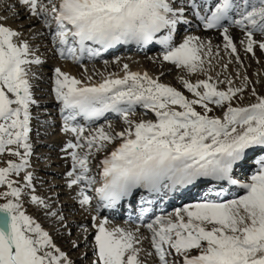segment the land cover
Listing matches in <instances>:
<instances>
[{"label":"snow or ice","instance_id":"6c2138e0","mask_svg":"<svg viewBox=\"0 0 264 264\" xmlns=\"http://www.w3.org/2000/svg\"><path fill=\"white\" fill-rule=\"evenodd\" d=\"M20 3L53 30L62 57L78 61V51L94 57L101 49L117 45L155 42L164 46V61L189 73L206 71L205 56L211 62V43L198 36L189 35L178 46L173 44V30L185 13L176 0H49L51 7L41 0ZM189 6L205 29H222L225 49L237 52L224 26L230 21L247 30V52L254 53L255 46L264 50V40L254 39V32L264 33V0H190ZM165 30L167 35H159ZM20 35L0 24V154L20 158L19 163L10 160L0 167V186L8 189L0 193L6 200L0 204V264H71L49 233L22 211L23 189L11 179L29 164L30 106L35 103L30 66L42 63L30 44L19 40ZM97 45L100 47H94ZM123 71L122 77L109 74L91 84L55 69V96L69 113L64 117V131L76 137L75 143L69 141L66 146L72 150L69 187L94 183L88 175L92 150L100 151L116 141L118 147L101 162L104 183L98 189L100 199L109 206L141 188L176 192L202 180L238 186L243 194L236 198L220 199V183L216 199L182 207L174 218L157 216L147 224L151 244L160 264H169L168 256L173 253L183 264H264V156L256 161L258 167L246 181L236 179L234 173L247 162L250 150L264 149V96L247 106H233L243 88H234L228 81L227 90H220L219 81L213 83L209 76L196 83L182 79L195 97L189 99L146 72L131 71L128 64ZM210 104L227 106L223 118L208 115ZM197 105L203 113L197 111ZM137 106L151 110L155 120L131 119ZM108 112L119 114L127 127L113 132L108 125V130L99 127L85 136V128L72 123L77 116L91 122ZM85 148L82 155L79 149ZM25 179L30 187L31 173ZM79 196L82 206L91 203L84 189ZM31 199L45 204L39 196ZM108 224L105 220L98 226L94 264H144L138 229L110 228Z\"/></svg>","mask_w":264,"mask_h":264},{"label":"rangeland","instance_id":"374dc122","mask_svg":"<svg viewBox=\"0 0 264 264\" xmlns=\"http://www.w3.org/2000/svg\"><path fill=\"white\" fill-rule=\"evenodd\" d=\"M2 2L4 1H1L0 3ZM42 3L49 4V0H43ZM0 7L6 8L5 6ZM49 7H51L50 4ZM1 8L0 13L2 12ZM27 12L28 11H26L25 13L27 14ZM3 15L4 14L0 15V17L5 20L8 19V15L12 16L13 14L9 10L7 11V14H5L4 16ZM30 17L31 14L25 16V18H23L20 22L24 23ZM39 20L42 21V23H39L41 27L46 26L42 18H40ZM8 22L10 23L11 21H6L5 23L12 28L15 23L14 20L10 24H8ZM16 29H18L19 31L21 30L20 28ZM232 29L235 28L232 27ZM236 29L238 31H241L240 28ZM37 30L38 28H36V32L34 33H37ZM25 31L26 30H21L19 40L27 41L32 48L34 56H38L42 61L41 64H34L30 66V76H33V78L30 80V82H33V99L35 103L51 100L55 97V69L58 68V65L55 64V61H58L57 58L52 57V54L50 53L51 49L55 47L53 46L54 42L49 41V48L48 46L40 47L41 43H39V45L36 40L30 39V37H32L31 34L34 30L30 29L27 30L28 32ZM189 35L198 36L200 40L204 41L205 43H211L212 56L210 58V64L207 63L209 57L205 56V65L208 71L206 70L203 72L189 73L186 69L178 67L179 69L183 70H178V72H171V70H169V72L164 74L163 78L160 79L161 74L165 70L162 67L161 62H167L163 60L164 53H161L162 58L159 59L158 53L153 52L149 54V56H141L134 54L133 52L127 51L121 52L109 59L94 62L89 66L87 65L92 72H88L87 68L84 67V65L75 66L76 70L79 72L78 79L88 83H93V81L99 82L101 81V78L103 79L109 74H115L117 76L118 74L122 73L123 65L128 64L130 70L140 68L141 71V67L144 66L145 72L147 74L149 73L148 75L153 78L159 77V79L161 80L160 83H164L169 86L174 85L173 82L175 84L182 82V79H187L192 83H196L199 80H205L209 76H211V82L216 83L219 81V83H217V87L219 89L221 88V90H227V88L229 87L228 81H231L232 87L243 88V91L238 93L236 98L233 100V106H247L249 104L255 103L258 96H264V50L255 46L254 50H257L256 53L247 52L246 40H244L247 38L245 37L244 39L242 38V41L244 40L243 42L245 43L240 42L241 39H238L236 41L233 40L235 41L234 43L236 44L237 52L232 53L230 49L220 47V44H218L220 43V34L215 35L212 38V36H209L207 34H202L204 35L202 36L200 30H191L188 32H183L181 36L175 40V45L178 46ZM207 36H209L210 38ZM52 37L53 34L51 35V40ZM254 39H256L257 41L264 40V33H256V36L254 34ZM215 40H217L218 42H215ZM117 60H119V63L116 62ZM46 61L50 62V66H43ZM61 62L66 63L62 59ZM225 65H227V67H225ZM217 69L221 71L219 74ZM170 83H172V85ZM173 87L176 88L175 86ZM51 90L53 93L51 92ZM180 91L182 90L180 89ZM253 92H255V95L253 94ZM190 94H187L185 96L189 99H194L195 97H192L193 94ZM209 107L212 108V111L209 113L210 116L223 118V114L226 111L227 106L225 105L224 107L218 108L217 105L212 104V106ZM196 108L197 111L203 113L204 110L199 105H197ZM36 109V112L34 110L33 114L31 115L34 124L30 129H35L34 132H36H33L32 134L34 141L30 142L33 149L31 155L28 157L29 164L24 171H22L19 175H14L13 177V180L16 181L18 186L23 189L22 195L20 197L22 211H24L26 215L30 216L33 220L40 224L41 227L49 233L53 240V243L66 254L68 260L71 261V264H92L93 259H96L94 254H89L86 258L83 257H85L88 250L92 251V249H94L92 244L94 239L92 238L94 237V233L97 230V223L95 222V224H93L90 222L93 217L92 214L94 213V209L89 205L82 206L78 204L77 207L73 206L72 209L71 207H69V210L66 206H70V204H77L76 196L74 194L77 187H66V185L69 183V180L71 179L70 177H68L67 173L72 170V158L69 155L71 149H67L66 146L68 142L72 139L65 136L64 132H62L60 127L56 125L54 126V122L57 121L56 116L54 114H51L54 113V108L45 107ZM131 119L135 121L155 120L154 118L149 117L147 112H134L131 116ZM108 125H111V130L113 132L123 131L127 127L123 119L119 118L114 122H109L108 124L103 123L98 125L97 127L94 126L90 128L91 130L89 129V132L87 134H93L94 130L99 127H104L108 130ZM87 134L86 136H89ZM41 143H45L47 146L45 145V147H38V145H40ZM115 145L118 146L119 141H116L114 144L107 145V147L100 151H96L95 149H93L91 155L89 156V167H94V169L90 170H95L97 167L96 164L101 161V157L111 151V149ZM19 151L23 152L22 149H19ZM79 151L83 155L84 153H86L87 149H79ZM7 155L8 152L0 154V166L6 167L7 162L10 160L15 161L17 163L20 162L19 157H17V159L12 160L7 157ZM255 170L256 168H254V171ZM28 173H31L32 175V183L30 187L27 186V180L25 179V176ZM55 173H59L60 175H56ZM62 173L65 174L61 176ZM243 181L246 180L243 179ZM0 188L4 189V191L0 193L8 191L7 186H0ZM57 188L64 189V192L61 191L64 194H62V196H59L58 198V194L56 192ZM70 188H73V194ZM50 190L52 191V193L47 194L50 192ZM33 195L39 196L41 199L44 200L45 204L41 205L34 203L31 199ZM5 202L6 200L2 196H0V204H3ZM45 205H47V207ZM27 207H29V209L40 207L41 213L39 212V214H36L34 212L33 214L29 212V209ZM64 208L65 210H62ZM66 209H68L69 211ZM53 212L56 213L55 216L49 214ZM42 216L44 217V219L40 222L37 218H41ZM80 217L85 218L84 222L86 221L85 223L83 222V226H80L81 228L79 227V229L75 230L67 228L66 230H64V232H59L58 228H60V226L71 224L75 219H78ZM60 218H65L62 223L58 220ZM137 235L142 238L140 243L141 245L138 246L142 249L140 253L141 260L144 262V264H154L153 247L152 245L151 247H149L150 243L145 244L146 238L151 235L148 236L143 234L142 232L137 233ZM87 239L89 240V244H87V242L85 243ZM144 244L146 246L142 247L144 246ZM169 258H173L178 261V264H181V257L179 258L173 254L169 255Z\"/></svg>","mask_w":264,"mask_h":264},{"label":"bare ground","instance_id":"6f19581e","mask_svg":"<svg viewBox=\"0 0 264 264\" xmlns=\"http://www.w3.org/2000/svg\"><path fill=\"white\" fill-rule=\"evenodd\" d=\"M0 1H2V0H0ZM4 2H2V3H0L1 5L0 6H5L6 8H1V10H2V12L0 13V15H2V14H7V11H11V13L13 14L12 16L11 15H8V19H2L1 17H0V24H6L5 22L6 21H13L14 20V25L12 26V28L14 29V30H16L17 32H21V30H26L25 32H28L27 30H30V29H32V30H34L33 31V33L31 34V36L32 37H30V39H33V40H36L37 41V43L39 44V43H41V45H40V47H45V46H48L49 45V41H51V34H52V32H53V30L52 29H50V28H48L47 26H43V27H41L40 25H39V23H42V21L41 20H39L40 18L39 17H34V16H32L31 15V17L26 21V22H24V23H21L20 21H22V19L23 18H25V16H27V15H30V11H29V9H28V7L26 6V7H24L25 5H23L22 3H20V0H3ZM210 1H215V0H210ZM196 2L197 3H202L203 2V0H196ZM186 7V9L188 10H190L191 8H189L190 6H189V3L185 6ZM26 11H28L27 12V14L25 13ZM3 15V16H4ZM7 16V15H6ZM11 19V20H10ZM10 22V23H11ZM9 22H8V24H10ZM226 23H229V22H226ZM7 25V24H6ZM233 25V24H232ZM8 26V25H7ZM178 28L179 29H181V28H183L184 26H186L185 25V22L184 21H180V23H178ZM235 27H238V26H236V25H234ZM16 28H20L21 30L19 31L18 29H16ZM36 28H38V30H37V33H34V32H36ZM195 28H200L199 27V25H197V24H195ZM240 28V27H239ZM238 28V29H239ZM54 29V28H53ZM202 31H203V34H207V35H209V36H212V38H213V36H215V35H219V36H221L220 38H219V36H218V38H219V41H220V43H218V44H220V47H224V44H225V41H224V38H223V31H220V32H218V33H213V32H205L206 30H204L202 27L200 28ZM235 30H237L236 28H235ZM235 30H231V29H229V35L231 36V38H232V40H240L241 39V41L240 42H242V38L244 39L245 37L247 38V35H246V29H242L241 28V31H235ZM256 33H260V32H254V34H255V36H256ZM202 35V34H201ZM202 36H204V35H202ZM209 36H207V37H209ZM205 37H206V35H205ZM210 38V37H209ZM237 38V39H236ZM244 40H247V39H244ZM243 40V41H244ZM217 40H215V42H216ZM235 41H233V42H235ZM218 42V41H217ZM213 43V42H212ZM58 46H60V45H58ZM57 47V46H56ZM48 48H49V46H48ZM52 48V47H51ZM153 48V47H152ZM257 48H259L258 46H257ZM148 50V49H147ZM259 50V49H258ZM257 52V50H254V53H256ZM51 54H52V57H55V56H57V58H62V56L60 55V52H59V50L57 51V50H52L51 49V52H50ZM143 53L144 54H146V53H149V50L148 51H146V53L143 51ZM158 58L159 59H161L162 57H160V56H158ZM55 64H57L58 65V68L61 70V71H63V72H66V73H68L69 75H71V76H74V77H76L77 79H78V77H79V72L76 70V65H73L72 63H61L60 61H55ZM123 65V64H122ZM161 65H162V67L165 69L164 71H163V73L161 74V77H160V79H162L163 78V76H164V74H166L167 72H169V70H171V72H174V71H177L178 72V70H183V69H179L176 65H174V64H172V63H170V62H161ZM43 66H50V62H48V61H46L45 63H44V65ZM89 66V65H88ZM87 65H84V67H86L87 68V71L88 72H90L91 70H90V68L88 67ZM89 68V69H88ZM81 69V68H80ZM205 69L208 71V69L206 68V65H205ZM81 71V70H80ZM83 71V70H82ZM131 71H137V72H141V73H145V68H144V66H142L141 67V71H140V68L139 69H135V70H131ZM217 71H218V74L221 72L219 69H217ZM92 72V71H91ZM170 72V73H171ZM169 73V74H170ZM183 73V72H182ZM149 74V73H148ZM124 75V71H122V73H120V74H118L117 76H120V77H122ZM150 76V75H149ZM105 78H106V76H105ZM153 78V77H152ZM104 79V78H103ZM102 78H101V81L103 80ZM154 79H158L159 80V82H161V80L159 79V77H155ZM50 81H51V79H50ZM101 81H99V82H101ZM98 81H93V83H91V84H95V83H99ZM33 82H31V84H32ZM85 83H88V82H85ZM181 83V84H180ZM171 85H172V83H170ZM173 84L174 85H172L171 87H173V86H175L176 87V89L178 90V91H180V89L182 90V91H180V92H182L184 95H189L190 94V92H188V90L185 88V86H184V84H183V82H179V83H174L173 82ZM220 90H221V88H220ZM53 93V92H52ZM190 95H192V94H190ZM192 97H194V96H192ZM195 99V98H194ZM55 102V101H54ZM53 104L54 103H52V102H47L46 104H43L42 105V107L43 108H45V107H52L53 106ZM31 107V106H30ZM218 108L220 107V106H217ZM31 110H34L33 108L31 109ZM37 110V109H36ZM36 110H35V112H36ZM136 111L137 112H147L148 113V116L149 117H151V118H155V116H154V114L151 112V111H145V110H142V109H140V107H136ZM31 114H33V113H31ZM208 115H210L209 113H208ZM30 124H34L33 123V121H30ZM105 126V125H104ZM97 129V128H96ZM107 130V129H106ZM92 132H93V130H92ZM72 133V132H71ZM87 134V133H86ZM86 134H85V136H86ZM87 135H89V134H87ZM32 140V137L30 138V141ZM39 147V146H38ZM40 147H45V144L44 143H42L41 145H40ZM118 147V146H117ZM113 150H115V148L113 149ZM9 158L10 159H16L17 157L16 156H12L11 154L9 155ZM0 167H2V166H0ZM243 169H245V170H251L249 167H247V165L243 168ZM56 175H59V173H55ZM64 174V173H63ZM63 174H61V175H63ZM15 175V174H14ZM14 175L11 177V179H13V177H14ZM57 186V185H56ZM58 187H59V185H58ZM53 188H54V186H53ZM49 189V188H48ZM61 189H63V188H57L56 189V192H57V198L60 196H62V194H64V193H62L61 191H63L64 192V189L63 190H61ZM52 190V189H51ZM50 190V192L49 193H47V194H51L52 193V191ZM4 191V189L3 188H0V192H3ZM45 191H47V190H45ZM61 192V193H60ZM46 193V192H45ZM54 193H55V191H54ZM239 195H241V193H237V196H239ZM49 196H51V195H49ZM54 196V195H53ZM236 196V197H237ZM56 197V196H55ZM49 198H51V197H49ZM53 198V197H52ZM53 201V200H52ZM52 203V202H51ZM71 203V202H70ZM77 204H70V206H68V205H66L67 206V208L70 210V208L69 207H71V209H72V207L74 206H76ZM26 206H27V204H26ZM77 207V206H76ZM68 209H66V210H68ZM62 210H65V208L64 209H62ZM68 210V211H69ZM27 211V210H26ZM36 214H39V212L41 211V209H34L33 210ZM55 211V210H54ZM57 212V211H56ZM67 212V211H66ZM41 213V212H40ZM60 213V212H59ZM49 214H51V213H49ZM49 214H47V215H49ZM39 216V215H38ZM43 217V216H42ZM41 217V219L40 220H43L44 219V217L42 218ZM64 219L65 218H60V219H58L61 223L64 221ZM84 219L85 218H82V217H80V218H78V219H75L71 224H68V225H64V226H60V228H58V230H59V232H64V230H66L67 228H70L71 230H75V229H79V226L81 225V226H83L82 224H83V222H84ZM86 222V221H85ZM84 222V223H85ZM54 224H55V222H54ZM108 227H110V226H108ZM147 226H145L144 225V228H146ZM81 228V227H80ZM110 228H112V227H110ZM128 229H131V230H133V231H136L137 229H135V228H133V227H127ZM77 231V230H76ZM141 230L140 229H138V232H140ZM137 232V233H138ZM141 233V232H140ZM144 233V232H143ZM51 234V233H50ZM61 234V233H60ZM87 234V233H86ZM142 236V235H141ZM142 239V238H141ZM145 239V238H144ZM85 240V239H84ZM87 242V244H89V240L87 239V241H85V243ZM147 243H149V239H147V241L145 242V244H147ZM144 244V246H142V247H145L146 245ZM139 245H141V244H139ZM138 245V246H139ZM149 245H151V244H149ZM148 247V246H147ZM90 253H93V252H89V253H87L86 255H85V257H83V258H86Z\"/></svg>","mask_w":264,"mask_h":264}]
</instances>
